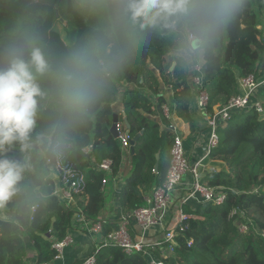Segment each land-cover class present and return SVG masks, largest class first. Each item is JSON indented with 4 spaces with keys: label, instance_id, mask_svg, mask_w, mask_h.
I'll use <instances>...</instances> for the list:
<instances>
[{
    "label": "trees",
    "instance_id": "1",
    "mask_svg": "<svg viewBox=\"0 0 264 264\" xmlns=\"http://www.w3.org/2000/svg\"><path fill=\"white\" fill-rule=\"evenodd\" d=\"M260 2L243 0L242 9L207 54L203 73L204 89L209 94L208 116L220 111L240 92V79L250 75L264 77V38L255 7L257 4L262 9ZM94 3L95 0H0V41L18 21L26 19L53 58L97 37H107L121 49L119 60L103 79L102 89L85 115L69 118L59 110L45 107L39 113L34 131V135L46 133L58 124L65 125L71 147L60 161L65 168L84 177L82 192L74 195L80 211L73 210L71 203L57 193L56 180L50 179L46 188L48 199L34 219L19 226L0 222V264H28L30 252L36 256L37 264H54L58 254L54 244L72 233L78 213L101 222L103 237L112 232L103 216L107 204L103 180L108 173L98 165L110 161L112 177L122 169L125 153L120 141L110 133L115 114L113 105L118 99L123 106V114H118L119 122L127 123L133 138L141 135L134 154L129 153L130 175L119 193L124 215L145 205L146 197L163 184L170 167L174 135L152 119L156 106L160 108L165 102V88L173 92L177 117L196 127L193 112L197 92L191 80L192 70L174 62L173 41L148 34L129 51L107 17L91 8ZM64 22H67L65 37L58 30V24ZM2 56L3 47H0ZM122 84L127 85L123 92ZM152 95L157 98V104ZM162 123L169 124L164 117ZM218 131L220 143L210 158L224 162L226 169L210 172L201 182L224 192L226 200L221 206L195 201L183 206L188 218L176 230L178 247L173 255L163 259L167 264H264V113L252 108L234 114ZM90 146L91 153H84ZM42 166L53 164L39 152L38 172ZM55 176H58L56 169ZM38 178L28 177L30 181ZM234 209L237 214L230 218ZM240 224L248 226L246 233L240 232ZM189 242H192L190 247ZM98 248L91 253L96 256V264L150 262L142 252L127 255L116 246L103 244ZM156 253L161 257V251L157 249Z\"/></svg>",
    "mask_w": 264,
    "mask_h": 264
},
{
    "label": "clouds",
    "instance_id": "2",
    "mask_svg": "<svg viewBox=\"0 0 264 264\" xmlns=\"http://www.w3.org/2000/svg\"><path fill=\"white\" fill-rule=\"evenodd\" d=\"M242 7L243 0H95L91 5L129 51L148 34L160 35L173 41L174 62L190 70L204 68L208 52ZM0 47V222L19 226L46 204L55 164L71 147L64 124L34 135L39 113L51 107L69 118L85 115L121 49L97 37L53 58L26 19ZM39 152L53 166L38 172ZM29 175L39 178L30 181Z\"/></svg>",
    "mask_w": 264,
    "mask_h": 264
},
{
    "label": "built area",
    "instance_id": "3",
    "mask_svg": "<svg viewBox=\"0 0 264 264\" xmlns=\"http://www.w3.org/2000/svg\"><path fill=\"white\" fill-rule=\"evenodd\" d=\"M203 71L204 68L202 70H192L191 80L195 85L197 92L195 109L203 113L204 117H206V125L210 133L206 151V158H210L211 152L216 149L220 143L219 128L226 124L234 114L244 113L252 108H255L260 114L264 113V94L262 97H258L260 91L262 92L264 89V77L258 78L255 75H250L240 79V92L237 95H234L228 104L220 111L213 116H208L207 107L209 104V94L204 89ZM162 111L165 118L173 122V114L171 113L169 106L163 105ZM168 130L173 133L174 141L171 150V163L165 181L161 186L155 188L151 195L146 197L144 206L127 215L123 214L118 228L102 239L103 245L116 246L122 249L127 255L139 252L145 253L150 259L149 264H167L163 259L168 258L175 253V250L178 247L176 230L180 223L188 217L180 211L176 222L169 225L164 238L154 244H146L143 241L135 240L131 234L132 227H138L141 232L140 236L144 239L145 233L149 229L163 225L168 212H170L172 195L177 190L187 173H191L194 180L191 191L182 200V206L194 201L202 204L213 203L221 206L226 200V194L224 192H217L216 189L208 188L202 184L201 180L203 176L200 170L202 161H198L194 165L190 164L186 157L184 138L177 132L176 126L171 124ZM118 133V140L120 141L122 150L130 149V141L132 137L124 121L119 122ZM83 151L86 154L91 153L92 146ZM98 168L109 174L111 172V162L104 161L98 165ZM55 169L58 172V177L61 181V197L69 203L73 202L74 195L82 192V185H84L83 175L69 168H65L61 161L55 164ZM107 184L108 179L105 178L103 180V189ZM236 214L237 211L234 209L230 218H233ZM75 223L85 227L86 231L90 234L102 236L103 224L101 222L90 220L84 215L78 213L74 217V224ZM239 229L241 233H246L248 231V226L240 224ZM181 231H183L182 228ZM74 241L73 235L69 234L64 240L56 242L54 244V249L58 254L55 260L60 261L64 255V251L74 244ZM191 245L192 242H189L188 247ZM98 249L96 251H98ZM157 249L161 251V257L157 255ZM96 262V256L91 254L79 264H96Z\"/></svg>",
    "mask_w": 264,
    "mask_h": 264
},
{
    "label": "crops",
    "instance_id": "4",
    "mask_svg": "<svg viewBox=\"0 0 264 264\" xmlns=\"http://www.w3.org/2000/svg\"><path fill=\"white\" fill-rule=\"evenodd\" d=\"M126 87L127 85L122 84L121 92H123ZM169 93H171L170 96H168ZM263 94H264V89L262 90V92L260 91L258 97H262ZM164 95H165V102L163 105L169 106L171 113L173 114V119H172L173 122L168 120L169 122L168 126L162 123L163 117L165 118L162 111L163 105L160 108H159L160 105L156 106L155 114L152 116V119L156 120L161 125L162 129H169V126L171 124H174L176 126L177 132L184 138L186 157L188 158L190 164L194 165L198 161H202L200 170L203 177L208 175L210 172L226 169L224 162L214 161L211 160V158H206L207 144L210 133L206 125V117H204L203 113L197 111L194 108L195 110L193 114L196 120L195 123L196 127L192 128L190 124L185 123L182 119L177 117L173 106V92L170 89L165 88ZM153 100L157 104L158 102L157 98H154ZM116 103L113 105L115 114L117 115L123 114L122 102L120 101V103H117L118 104L117 108H116ZM123 151L125 153V158L120 173L116 177H112L111 174L109 173L107 175L108 184L104 188V191L106 193L107 204L103 216L104 219L108 220L111 231L117 229L121 222L123 213L119 203V193L122 186L125 183L126 177L130 175V169H131V161L129 157L130 155L129 153H131V148ZM193 180L194 179L191 173H187L184 176L177 190L172 195L170 212H168L163 225L149 229L145 233L144 239H142V237L140 236L141 235L140 229L136 226L132 227V233L135 240L143 241L146 244H154L157 241H160L164 238V235L168 230L169 225L171 223L176 222L177 216L180 213V211L183 212L184 205L182 206L181 203L182 200L186 197V195L191 191ZM57 186H58L57 193L61 194L60 182L57 184ZM197 204H199V202H197ZM71 207L73 208V210L80 211L78 209L76 201L71 202ZM71 234L73 235L75 240L74 244H72L69 248H67L64 251V255L62 259L60 261H55L54 264H75L77 261L84 260L93 252L95 248H97L99 245L102 244V239L106 237V236L103 237L95 234H90L88 231H86L85 227H82L77 223L73 225ZM28 264H37L36 256L33 255V252H30L29 254Z\"/></svg>",
    "mask_w": 264,
    "mask_h": 264
},
{
    "label": "rangeland",
    "instance_id": "5",
    "mask_svg": "<svg viewBox=\"0 0 264 264\" xmlns=\"http://www.w3.org/2000/svg\"><path fill=\"white\" fill-rule=\"evenodd\" d=\"M260 1H261L260 4H262V9H258V5L257 4H255V7H256V9L258 11V14H259L260 25H261L260 29H261V32H262V36L264 38V0H260ZM65 25H67V22L58 24V30L61 31V33L63 34V37H65L66 33H67L66 30H65ZM204 68H205V66H204ZM170 95H171V93L168 94V96H170ZM152 98H154L153 95H152ZM117 103H120L119 99H118ZM117 103H116V108H117V105H118ZM234 118L237 120V119H239V116H235ZM55 177H54V179H56V184H58L60 182L59 178L58 177L55 178ZM263 189L260 191L261 193L263 192ZM131 234L133 235V233H131Z\"/></svg>",
    "mask_w": 264,
    "mask_h": 264
},
{
    "label": "water",
    "instance_id": "6",
    "mask_svg": "<svg viewBox=\"0 0 264 264\" xmlns=\"http://www.w3.org/2000/svg\"><path fill=\"white\" fill-rule=\"evenodd\" d=\"M174 66L172 67L171 70H173ZM118 124H119V116L117 114H114L113 117V124L110 128V133L112 134V136L115 139L119 138V133H118ZM126 127L128 128V125L126 123ZM141 135L136 136L135 138L131 139L130 144H131V152L132 154H134V147L136 145V143L138 142L139 138ZM159 157V156H158ZM156 168H158V166H156Z\"/></svg>",
    "mask_w": 264,
    "mask_h": 264
}]
</instances>
